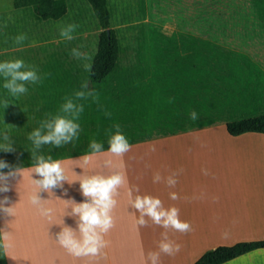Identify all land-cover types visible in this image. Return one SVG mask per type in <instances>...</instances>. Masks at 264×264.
<instances>
[{
    "label": "trees",
    "instance_id": "16d2710c",
    "mask_svg": "<svg viewBox=\"0 0 264 264\" xmlns=\"http://www.w3.org/2000/svg\"><path fill=\"white\" fill-rule=\"evenodd\" d=\"M85 1L101 28L89 61L92 69L86 71L57 54L45 59L37 71L40 81L26 85L25 100L17 101L22 121L7 132L15 150H0V161L9 166L0 172L35 165L28 135L41 122L63 115L67 99L83 106L76 121L78 138L66 147L42 146L37 155L59 160L94 153L92 141L103 145L100 151L108 150L117 125L129 145L222 124L232 137L264 135V73L248 56L188 33L165 34L141 27L132 60L123 65L126 49L111 28L108 0ZM247 1L264 24V0ZM12 5L32 9L43 21L65 15L63 0H12ZM84 82L87 89L81 88ZM81 90L94 95L76 100L75 93ZM259 249H264V240L218 247L194 264H224Z\"/></svg>",
    "mask_w": 264,
    "mask_h": 264
},
{
    "label": "crops",
    "instance_id": "0c3cea01",
    "mask_svg": "<svg viewBox=\"0 0 264 264\" xmlns=\"http://www.w3.org/2000/svg\"><path fill=\"white\" fill-rule=\"evenodd\" d=\"M254 142L264 143V135L232 137L222 124L130 144L119 157L105 150L59 159L66 182L52 192L38 193L42 199L39 206L31 203V196L38 191L33 179H40L33 173L35 165L18 168V176L8 181L10 190L0 192V200L8 198L4 206L11 207L10 215L0 211V264H150L148 254L160 251L164 233L180 250L171 256L160 253V264H194L218 247L263 241L264 197L260 187L244 186L243 166L238 184L235 166L237 159L246 160V152H252L249 144ZM258 151L254 160L261 159V148ZM115 173L124 175L127 183L114 197V226L103 234L106 247L95 256L70 254L59 244L57 234L67 226L80 236L78 218L68 215L74 207L72 201L86 199L79 182ZM157 174L161 179L154 182ZM169 178L175 180L174 186L168 184ZM137 195L158 198L165 209L177 208L179 219L190 225V231L164 229L147 216V226H138L141 214L132 206ZM40 207L52 209L51 214L42 215ZM224 264H264V249Z\"/></svg>",
    "mask_w": 264,
    "mask_h": 264
},
{
    "label": "rangeland",
    "instance_id": "374dc122",
    "mask_svg": "<svg viewBox=\"0 0 264 264\" xmlns=\"http://www.w3.org/2000/svg\"><path fill=\"white\" fill-rule=\"evenodd\" d=\"M63 1L64 17L59 20L43 21L32 9H14L12 0H0V62L20 59L26 65L34 67L36 72L50 54H57L78 66L84 67L85 63H89L75 58L72 49L93 56L101 32L97 17L85 0ZM108 2L112 13L111 28L116 31L120 45L126 49L125 56L121 57L123 65L131 62L136 37L142 27L156 28L158 32L165 34L183 32L213 40L245 54L264 73V24L247 0H108ZM68 23L79 26L73 33L75 38L71 41L63 40L59 36L60 27ZM20 34H25L27 39L23 44L17 45L14 38ZM4 83V78L0 76V130L8 132L11 125L22 121L17 101L25 100L26 96L23 94L18 98L12 97L4 89ZM5 100L8 101L6 107ZM137 136L140 135H132ZM259 144L264 145L262 142L249 144L252 152H246V160L237 159L235 166H238L239 170L238 184L240 179L242 180L240 173L243 166L244 186L254 190L260 187L264 197V175L258 177L257 173L261 169L254 160V152L257 156L259 152L255 145ZM58 152L61 153L62 150ZM253 176L255 181L252 180Z\"/></svg>",
    "mask_w": 264,
    "mask_h": 264
},
{
    "label": "clouds",
    "instance_id": "9594fccd",
    "mask_svg": "<svg viewBox=\"0 0 264 264\" xmlns=\"http://www.w3.org/2000/svg\"><path fill=\"white\" fill-rule=\"evenodd\" d=\"M79 26L74 23H68L60 27L59 36L63 40L71 41L75 37L73 33ZM27 39L25 34L17 35L14 40L17 45L23 44ZM72 55L83 61H90L92 57L78 49H72ZM86 71H91V63H85ZM0 76L5 80L3 84L12 97L18 98L26 94L29 83L35 84L40 81L41 77L37 74L34 67L28 66L23 60L16 59L13 61L0 62ZM82 89H87L88 84L84 82L81 85ZM92 91H77L75 93L76 100L84 99L87 96H93ZM8 105V101H4V107ZM61 111L63 115H57L50 120L41 122L40 127L29 133L28 139L33 145L32 159L35 160L33 173L37 174L40 179H33L38 191L31 196V203L39 206L41 198L38 195L40 192H52L56 188H62L63 182H66L64 168L59 160H53L51 155L45 158L44 155H37L42 146L52 145L55 148H61L64 145L71 144L74 139L78 138L80 125L76 122L79 119L80 113L83 111V106L76 103L73 99H67L62 105ZM191 118L196 120L197 114L191 113ZM117 131L109 140L108 151L115 156H123L130 145L126 137L120 133L119 126ZM0 138L4 143H0V150L5 152L14 151L12 147L13 141L5 131L0 134ZM103 145L92 141L90 148L94 152H99ZM85 163L88 162V157H83ZM109 165L111 162H107ZM9 166L0 161V169L8 168ZM19 174V169L10 170L7 174L0 173V192H8L10 190L8 181L12 177ZM159 174L154 177V182L160 180ZM168 184L174 186L175 180L168 179ZM126 177L122 174L115 173L110 176H91L79 182L80 190L85 197V201L76 203L72 201L74 207L68 214L78 218L77 227L80 233L79 238L76 236V231L71 227L64 226L57 234L59 244L74 256L97 255L101 248L106 247V241L103 240V234L107 233L113 226L114 221L111 215L113 208L116 206L115 196L117 190L122 185L126 184ZM138 191V189H137ZM128 196L131 199L132 191L129 190ZM172 199H176L175 194H171ZM8 203V198L0 200V211L10 215L11 207H5ZM132 206L141 214L136 221L138 226H147L145 216L149 217L152 222L164 229H174L181 233L190 231V225L187 222H182L179 219V210L175 207L165 209L160 199L150 196L137 195L132 200ZM40 212L44 216H49L52 212L50 208L40 207ZM163 240L159 244V252H151L148 254L150 264H160V253L166 255H174L179 252L180 245L170 241L167 233L162 234ZM4 239L8 240V234L5 233ZM9 245H6V247Z\"/></svg>",
    "mask_w": 264,
    "mask_h": 264
},
{
    "label": "bare ground",
    "instance_id": "6f19581e",
    "mask_svg": "<svg viewBox=\"0 0 264 264\" xmlns=\"http://www.w3.org/2000/svg\"><path fill=\"white\" fill-rule=\"evenodd\" d=\"M259 148H261V150H262V156H261V159L260 160H257V159H255V163H257L258 164V166H259V168L261 169V170H259V173H257L258 174V177H259V175L260 176H262V175H264V145H257ZM255 163H253V165L255 164ZM252 165V164H251ZM257 166V165H256ZM238 167V166H237ZM254 169H255V167H254ZM239 171V170H238ZM250 172V171H249ZM252 174H254V172H252ZM257 174H255V175H257ZM252 180L253 181H255L254 180V176H253V178H252Z\"/></svg>",
    "mask_w": 264,
    "mask_h": 264
}]
</instances>
